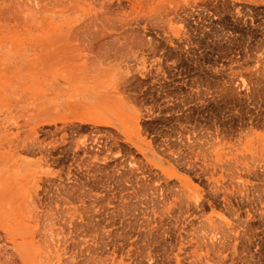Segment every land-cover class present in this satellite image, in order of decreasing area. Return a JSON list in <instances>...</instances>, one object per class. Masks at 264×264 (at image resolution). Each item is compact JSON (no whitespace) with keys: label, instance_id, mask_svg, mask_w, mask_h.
Returning a JSON list of instances; mask_svg holds the SVG:
<instances>
[{"label":"rangeland","instance_id":"rangeland-1","mask_svg":"<svg viewBox=\"0 0 264 264\" xmlns=\"http://www.w3.org/2000/svg\"><path fill=\"white\" fill-rule=\"evenodd\" d=\"M61 1L0 0V264H264V0Z\"/></svg>","mask_w":264,"mask_h":264},{"label":"bare ground","instance_id":"bare-ground-1","mask_svg":"<svg viewBox=\"0 0 264 264\" xmlns=\"http://www.w3.org/2000/svg\"><path fill=\"white\" fill-rule=\"evenodd\" d=\"M59 1H61V0H59ZM68 1H69V0H68ZM63 2H65V1H63ZM52 4H54V2H53ZM61 4H63L62 1H61ZM56 6H57V5H56ZM64 6H65V5H64ZM20 18H21V17H20ZM87 18H88V17H87Z\"/></svg>","mask_w":264,"mask_h":264}]
</instances>
